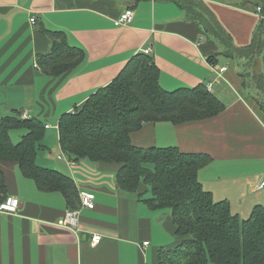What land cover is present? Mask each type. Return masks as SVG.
<instances>
[{
    "label": "crops",
    "instance_id": "1",
    "mask_svg": "<svg viewBox=\"0 0 264 264\" xmlns=\"http://www.w3.org/2000/svg\"><path fill=\"white\" fill-rule=\"evenodd\" d=\"M186 0H0V119L13 113L46 124L45 149L37 163L72 178L80 192L96 196L93 210L82 209L79 231L59 225L69 206L61 192H42L24 177L16 163L1 162L8 196L20 201L16 213H0V264H157L160 248L176 243L169 209L151 210L139 193L120 190L117 163L70 162L62 153L58 124L64 114L82 106L114 81L139 53L152 55L163 89L175 91L213 84L226 104L214 118L175 125L147 123L132 134L142 148L178 147L211 157L199 173L215 201H227L231 211L248 220L264 208V122L245 88L240 72L226 59L217 68L208 63L219 52L216 39L191 19ZM197 1V2H196ZM229 32L236 47L250 44L260 20L255 0H195ZM126 9L135 13L131 25L115 20ZM35 18L33 23L30 19ZM61 33L84 59L60 76L41 71L38 57L50 54V33ZM238 65L242 60L236 59ZM259 71L264 73V52ZM23 129L10 131L18 144ZM55 152V157L53 156ZM80 208V205L79 207ZM94 234L102 236L92 246ZM145 242H149L147 247Z\"/></svg>",
    "mask_w": 264,
    "mask_h": 264
},
{
    "label": "trees",
    "instance_id": "2",
    "mask_svg": "<svg viewBox=\"0 0 264 264\" xmlns=\"http://www.w3.org/2000/svg\"><path fill=\"white\" fill-rule=\"evenodd\" d=\"M255 1L261 9L260 20L250 44L243 47L234 45L229 32L201 2V10H197V1H185L191 19L219 43V52L208 58L210 65L216 66L221 59H240L247 67L262 56L264 0ZM49 36L53 41L51 53L38 57L37 65L43 73L57 77L83 61L82 50L70 47L63 34ZM158 70L152 55L139 53L114 81L73 112L64 114L57 129L62 153L74 163L119 164L116 184L120 190L137 193L145 186L148 189L139 196L142 200L150 194L144 202L151 210L169 209L176 243L159 249L157 264H264V208L256 207L244 220L232 213L229 202L215 201L199 179L200 171L212 162L210 156L186 153L178 147L142 148L133 144L132 134L147 123L186 124L217 117L226 109L206 84L175 91L163 89ZM240 77L264 122V73L248 69ZM17 129L26 134L14 145L10 131ZM46 129L43 120L23 118L18 112L0 119V201L9 197L1 169V162H9L16 163L40 191L61 192L69 210H75L80 205L75 181L37 163L39 151L46 148Z\"/></svg>",
    "mask_w": 264,
    "mask_h": 264
},
{
    "label": "built area",
    "instance_id": "3",
    "mask_svg": "<svg viewBox=\"0 0 264 264\" xmlns=\"http://www.w3.org/2000/svg\"><path fill=\"white\" fill-rule=\"evenodd\" d=\"M261 9L258 8V12H260ZM135 17V13L132 9H126L123 13H121L120 17L115 20V25L118 27H126L132 24ZM31 22H35L36 19L32 18L30 19ZM37 65V64H36ZM38 66V65H37ZM211 69L215 73L218 74L219 77L222 76V73L227 71L226 67H219L210 65ZM213 84L208 85V89L212 91ZM23 118H27V115L24 114ZM260 189L264 188V180L261 182ZM96 196L91 192H80V208H77L75 210H69L66 212L64 218L60 221L59 225L69 228L71 230L79 231V219L82 209H88L93 210L96 207ZM20 208V201L15 197H8L4 201H0V213L1 212H8V213H16ZM102 240V236L99 234H94L91 239L92 246H97L100 244ZM149 245V242H145L144 246L147 247Z\"/></svg>",
    "mask_w": 264,
    "mask_h": 264
},
{
    "label": "rangeland",
    "instance_id": "4",
    "mask_svg": "<svg viewBox=\"0 0 264 264\" xmlns=\"http://www.w3.org/2000/svg\"><path fill=\"white\" fill-rule=\"evenodd\" d=\"M227 61H229V62H227L228 64H229V66H230V68L229 69H231L232 71H233V69L236 71V68L238 69L237 71L238 72H240V73H245V74H247V71H248V69L249 70H251V71H257L258 73H259V60H255L254 62V64L252 65V66H247V67H245V65L242 63V64H240V66L238 65V62H237V60H227ZM253 62V61H252ZM249 67V68H248ZM247 78V80H248V83H249V81H250V77L249 76H246ZM251 83V82H250ZM247 90H249V89H245V91H247ZM255 91V90H254ZM254 91L253 90H251V92L252 93H254ZM14 114L15 113H13V114H11V115H13L14 116ZM54 157H55V152H54V155H53Z\"/></svg>",
    "mask_w": 264,
    "mask_h": 264
}]
</instances>
